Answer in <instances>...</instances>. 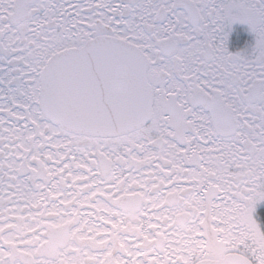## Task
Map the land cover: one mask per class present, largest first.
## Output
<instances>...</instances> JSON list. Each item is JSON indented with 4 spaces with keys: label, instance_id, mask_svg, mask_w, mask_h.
Here are the masks:
<instances>
[{
    "label": "snow or ice",
    "instance_id": "obj_1",
    "mask_svg": "<svg viewBox=\"0 0 264 264\" xmlns=\"http://www.w3.org/2000/svg\"><path fill=\"white\" fill-rule=\"evenodd\" d=\"M0 264H264V0H0Z\"/></svg>",
    "mask_w": 264,
    "mask_h": 264
}]
</instances>
